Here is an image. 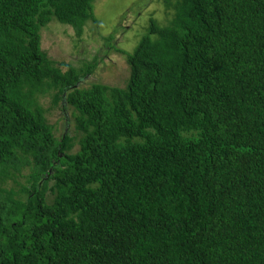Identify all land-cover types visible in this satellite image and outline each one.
Instances as JSON below:
<instances>
[{"label": "trees", "instance_id": "trees-1", "mask_svg": "<svg viewBox=\"0 0 264 264\" xmlns=\"http://www.w3.org/2000/svg\"><path fill=\"white\" fill-rule=\"evenodd\" d=\"M95 1L0 0V264H264V0H159L64 70L43 32ZM114 51L123 86L83 87Z\"/></svg>", "mask_w": 264, "mask_h": 264}, {"label": "rangeland", "instance_id": "rangeland-1", "mask_svg": "<svg viewBox=\"0 0 264 264\" xmlns=\"http://www.w3.org/2000/svg\"><path fill=\"white\" fill-rule=\"evenodd\" d=\"M94 14L99 24L95 28L91 24L87 25L80 41L71 26H65L57 21H53L43 32V50L52 60L64 66V70L69 64L80 68L84 63L92 61L103 43L102 38L110 33L115 36L117 47L121 46L132 53L148 33L152 19L157 20L160 25H168L164 7L159 0H96ZM128 75L129 67L125 56L114 51L93 75L88 76L82 86L90 87L93 83L123 86ZM44 100L43 106L49 110L46 114L48 122L55 125L56 134L60 137L65 128L66 114L63 107L55 106L51 97ZM67 116H70V111ZM21 183L25 184L24 178L21 179ZM16 188L18 189V186Z\"/></svg>", "mask_w": 264, "mask_h": 264}]
</instances>
